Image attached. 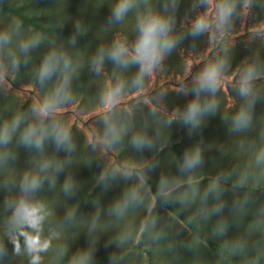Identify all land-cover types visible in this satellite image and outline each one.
<instances>
[{"label": "rangeland", "instance_id": "rangeland-1", "mask_svg": "<svg viewBox=\"0 0 264 264\" xmlns=\"http://www.w3.org/2000/svg\"><path fill=\"white\" fill-rule=\"evenodd\" d=\"M123 2L0 0V264H264V0ZM149 18L175 44L141 76Z\"/></svg>", "mask_w": 264, "mask_h": 264}, {"label": "clouds", "instance_id": "clouds-1", "mask_svg": "<svg viewBox=\"0 0 264 264\" xmlns=\"http://www.w3.org/2000/svg\"><path fill=\"white\" fill-rule=\"evenodd\" d=\"M129 7L128 0H124L123 3L119 4L116 9V15L119 16L123 12L127 10ZM231 10L226 7H222L220 10V19L221 23H225L227 17L230 16ZM206 28V25L203 21H198L196 24V32L199 33ZM140 39L137 42L135 52L136 59L140 62L141 76L145 72H150L153 67L159 64L162 54L166 51H170L175 44V41L170 38L169 31L170 25L167 21L160 18H149L147 21H142L140 24ZM127 49L122 45H117L116 48L110 53V56L116 60L121 61L123 56L126 55ZM49 67L45 65V67L41 71V78L45 77L49 73ZM219 76V68L213 67L210 70L206 71L205 75L201 78L200 85L201 88H206L211 91H215L216 85L218 83ZM253 79V70L249 69L242 82V86L240 88V92L247 96L250 95V81ZM119 89L115 92L110 93L111 96H115L118 93ZM47 107V106H46ZM199 111V106L197 104H192L189 107V116L194 117ZM249 115L247 113L242 112L240 115L236 117L235 124L238 128L246 127L249 122ZM30 134L25 137L26 141H30ZM7 137H0V140L6 141ZM39 144V140L36 141ZM187 166L191 167L194 164L199 163V157L193 160H188ZM37 182L33 179L30 183H26V187L35 188ZM15 215L17 217L25 216V218L31 217V213H28L26 208H24L23 202H21V207L17 209ZM36 220L31 219V226H35ZM47 247V246H45ZM38 257L33 259L32 264H36Z\"/></svg>", "mask_w": 264, "mask_h": 264}, {"label": "trees", "instance_id": "trees-1", "mask_svg": "<svg viewBox=\"0 0 264 264\" xmlns=\"http://www.w3.org/2000/svg\"><path fill=\"white\" fill-rule=\"evenodd\" d=\"M17 13V12H16ZM19 16H21L23 19H26V20H30V19H28L27 17H24L23 15H21L20 13H17ZM147 179V178H146ZM148 180V179H147ZM148 182H149V180H148Z\"/></svg>", "mask_w": 264, "mask_h": 264}]
</instances>
